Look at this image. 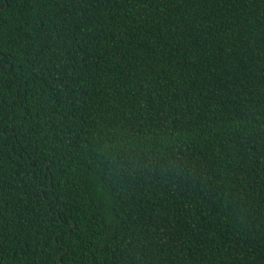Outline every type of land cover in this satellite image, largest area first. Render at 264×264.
Masks as SVG:
<instances>
[{"label": "trees", "instance_id": "1", "mask_svg": "<svg viewBox=\"0 0 264 264\" xmlns=\"http://www.w3.org/2000/svg\"><path fill=\"white\" fill-rule=\"evenodd\" d=\"M0 264H264V0H0Z\"/></svg>", "mask_w": 264, "mask_h": 264}]
</instances>
